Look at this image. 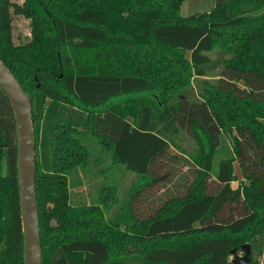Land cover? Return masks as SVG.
<instances>
[{"label": "trees", "instance_id": "16d2710c", "mask_svg": "<svg viewBox=\"0 0 264 264\" xmlns=\"http://www.w3.org/2000/svg\"><path fill=\"white\" fill-rule=\"evenodd\" d=\"M185 1L0 0V56L32 100L43 264H239L245 243L261 264L264 0L188 16ZM15 14L31 27L19 44ZM217 50L229 57L192 98ZM90 137L107 152L95 162ZM17 154L0 87V264H25ZM104 154L99 171L122 164L140 185L119 209L114 181L73 202Z\"/></svg>", "mask_w": 264, "mask_h": 264}, {"label": "water", "instance_id": "95a60500", "mask_svg": "<svg viewBox=\"0 0 264 264\" xmlns=\"http://www.w3.org/2000/svg\"><path fill=\"white\" fill-rule=\"evenodd\" d=\"M0 87L7 93L16 121L17 169L24 234V263L43 264L40 238V217L36 189L37 158L34 138L32 100L20 81L0 56ZM245 251L238 258L240 264L252 260L250 243L242 245Z\"/></svg>", "mask_w": 264, "mask_h": 264}, {"label": "rangeland", "instance_id": "374dc122", "mask_svg": "<svg viewBox=\"0 0 264 264\" xmlns=\"http://www.w3.org/2000/svg\"><path fill=\"white\" fill-rule=\"evenodd\" d=\"M16 2L22 3L23 0H14ZM208 2V8H206V3ZM214 4V0H186L182 5V15L188 16L191 15L193 12L197 11H206L209 8H211ZM195 9V10H191ZM13 38L16 44L22 43L28 39V36L31 35V27H30V20L21 16V15H14V21H13ZM213 62L210 66L206 68L207 70V76L206 77H195L193 80V84L190 87V89L187 91V93L192 98H199L200 88L199 84L200 82L205 78L212 82L216 81L218 74L223 68L224 65V59L228 58V54H224L221 50H217L212 53ZM239 84L242 85V82ZM181 143L185 146H188L190 148L195 147V143L190 141L188 136H184L181 139ZM88 143L91 148L92 152V159L95 160L96 158H99L102 153L107 154L106 151H104V147L101 146V143L99 140L95 138H88ZM173 152L177 153V151L172 148ZM104 154V161L103 163L96 164V166H92L91 170L88 171L87 175L82 174L84 184L80 187H76L71 189L72 191V200L75 201H87L90 202L94 195L97 194L99 188L101 185H103L105 182L108 181H114L118 188V198L116 202V208H121L124 203L128 200V198L132 195L133 191L140 185L141 179L140 177L133 172H130L126 170L125 166L122 164H114L109 169L106 168L104 172L99 171V166H102L103 169L107 167L110 164L109 158ZM96 161V160H95ZM94 161V162H95ZM105 166V167H104ZM234 172L237 174L238 180L234 181L232 183V186L234 188L238 187L239 181L243 180V174L240 167V164L238 161L234 162ZM236 252V251H235ZM244 250H239L236 253L233 254V257L235 262L239 263L238 258L242 257L244 255ZM261 264H264V254L261 257ZM141 260L137 257H130L126 259L118 260L117 262L113 264H140ZM240 264V263H239Z\"/></svg>", "mask_w": 264, "mask_h": 264}, {"label": "crops", "instance_id": "0c3cea01", "mask_svg": "<svg viewBox=\"0 0 264 264\" xmlns=\"http://www.w3.org/2000/svg\"><path fill=\"white\" fill-rule=\"evenodd\" d=\"M206 8H208V2L206 3ZM209 9H210V8H209ZM209 9H208V10H209ZM191 10H195V9H192V8H191ZM197 12H198V11H197ZM193 13H196V12H193ZM193 13H191V14H193Z\"/></svg>", "mask_w": 264, "mask_h": 264}]
</instances>
